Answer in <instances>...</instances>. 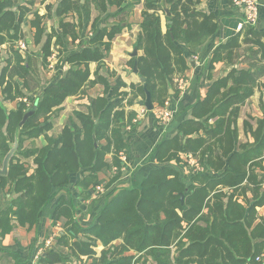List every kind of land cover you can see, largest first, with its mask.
Listing matches in <instances>:
<instances>
[{
    "label": "trees",
    "instance_id": "obj_1",
    "mask_svg": "<svg viewBox=\"0 0 264 264\" xmlns=\"http://www.w3.org/2000/svg\"><path fill=\"white\" fill-rule=\"evenodd\" d=\"M141 2L136 47L143 53L131 58V65L137 59L140 77L146 79L154 103L161 106L172 96L175 76L188 67L180 45L195 49L219 28L215 15L197 8L201 0H59L55 8L58 26L52 32L46 31L45 16L34 12L33 42L43 43L44 66L50 64L55 45L61 46L66 39L80 41L79 50L66 57L64 73L59 72L34 98L29 95L31 91H24L30 89L33 56L24 57L14 49L23 39L22 23L30 10L19 6L17 14L12 9L16 0H0V45L9 40L13 48L0 62V86L4 99L20 100L11 111L0 102V167L16 138L19 143L8 174H0V191L12 192L9 205L0 212V236L17 225L38 226L56 195L70 192L75 173L81 174L77 185L86 199L90 198L89 190L100 184L107 188L121 176L124 165L118 155L128 150L124 135L129 125H137L136 113H127L125 106L146 94L143 83L132 84L130 92L123 90L126 82L107 68L105 60L112 41L127 24L123 18L106 23L115 16L113 8L119 9L116 17L127 16ZM93 8L100 15L92 21L93 33L82 41L84 20L91 21ZM48 11L51 16V5ZM74 14L78 23L67 21ZM104 14V26L98 29ZM253 27L247 26L219 44L212 53L209 70L218 61H231L235 50L243 46V36L249 66L233 67L226 76L216 79L207 95L190 106L191 118L155 147L157 161L183 164L187 175L169 166L152 169L142 181L133 180L128 188L107 198L95 224L88 227L76 221L72 200L61 196L53 223L61 221L66 229L59 233L56 243L70 244L71 255L81 261L86 257L89 264H264L257 260L264 251V216L258 212L264 206V89L263 116L249 114L244 120L247 141L239 139L238 128L242 107L264 77V30ZM62 61L59 59L56 69L62 68ZM91 64H96L94 71ZM97 84L102 85V92L89 99L85 110L74 109L61 132L48 135L53 127L51 118L62 104ZM36 102L35 113L21 126ZM41 136L46 139L42 146H25L26 141ZM19 154L31 159L35 167ZM108 154H112V165L107 162ZM188 154L197 158V165L180 158ZM100 173L109 174L110 181L106 183ZM100 244L103 249L98 254ZM66 260L61 250H46L39 255L41 264H65Z\"/></svg>",
    "mask_w": 264,
    "mask_h": 264
},
{
    "label": "crops",
    "instance_id": "obj_2",
    "mask_svg": "<svg viewBox=\"0 0 264 264\" xmlns=\"http://www.w3.org/2000/svg\"><path fill=\"white\" fill-rule=\"evenodd\" d=\"M58 3L59 0H16V4L12 7L17 14H19V6H26L30 10L22 23V29L24 32L23 39H20L15 43L14 49L18 48L17 44L19 41H25L27 47L24 50L19 49V52H21L24 57L31 54L33 56V67L35 68L36 65L38 68H46V73H49L50 71L54 72V70H50L48 68L51 64L44 66L42 63L41 53L43 43L37 45L33 42L34 36L32 37V34L34 35L35 28L32 27L31 20L34 18V12L38 11L40 15L45 16L43 24L46 26V31L52 32L50 24L53 23L58 26V18L55 15V8ZM260 4L261 9L259 21L258 24L253 27L256 30H264V0H260ZM50 5L52 7L51 16H49L50 13L48 11V6ZM137 6H141L140 12H142L143 2L139 3ZM197 8L208 14L215 15L219 22V28L216 33H214L204 44L195 49L188 48L184 44L180 45L184 52V57L187 61L188 67L184 72H179V74L175 76L176 78L174 80L173 88L170 90L172 96L165 101L164 105L159 106L154 103L155 108L153 110L150 111L145 109V111L143 110V105L140 104V101L143 99L141 97H138V99H136L131 105L126 103V112L136 113L137 125H129L124 135L128 150L127 153L124 152L125 159H122L120 154L118 155L124 165L121 170V176L112 182L107 188L103 187V191H98L96 188L95 190H89L90 198L86 199L82 195L81 188L77 185L81 178V174H73L71 177V183L68 187L70 192L61 191L58 195H56V197L45 208L42 222L38 226L28 227L17 225V227L11 232L0 236V264H24L23 262L25 260L28 261L26 264H41L37 256L38 253L42 252L41 248L43 245H46V240L49 239L48 236L51 233H53V236L57 233V236L63 231V222L58 221L56 224L53 223V214L56 210L58 199L61 196H65L66 198H70L72 200L75 208L74 217L76 221L81 226L88 227L95 224L97 216L104 207L107 198L109 199L121 190L128 188L133 180L142 181L152 169L166 166L172 167L180 172L184 170L185 166L183 167L181 164L176 165V162L174 161L167 163L157 161L154 154L156 145L164 136L166 138L175 134L180 124L191 118L192 110L190 106H192L199 98H204L207 95L209 87L216 79L220 76H226L233 67H248L250 62L248 52H245L247 46L243 43V36L240 40L243 46L240 49L235 50L234 58L228 62L218 61L214 63L213 70L210 72L209 68L211 66L212 53L215 48L219 44L226 42L229 38L239 33L236 27L240 21L242 11L234 4L233 0H201ZM141 17L142 15H140V19L135 21V27L132 29V33H134V35L129 34V28L132 25L127 24L122 33L112 41L111 52L105 60L107 68L115 71L116 74L120 76L124 82H126L127 87L123 88V90L127 92L131 91L132 84L139 85L142 83L139 73L134 72V66L131 65V58H133L132 54L136 48L137 38L140 32L139 24L142 21ZM162 29L164 32L167 30L166 17H162ZM27 30L31 31L29 39L26 37ZM11 44L12 42L8 40L0 45V62L1 60L4 61L12 53L13 48H11ZM142 53V50H138V56ZM36 60H38L37 64ZM95 66L96 64H91L93 71ZM54 69L57 70L56 73L58 75L59 70L56 69V67H54ZM34 72H32V76L34 75ZM209 72L211 76H209ZM31 77L29 78L30 89L28 90L24 88V91L27 94L31 91L29 94L30 96H32L34 92L33 86L31 85ZM92 78H94L93 75ZM180 78H183L186 82L184 89H180L178 81ZM52 81L50 79L44 83L48 84ZM261 82L262 85L256 89L254 95L242 107L238 118L239 139L243 142L248 140V137L245 134L244 120L247 119L249 114L255 117L263 116L261 108V90L264 89V77L261 79ZM19 83L23 86V81L19 80ZM43 86H41L40 91L43 90ZM95 87H99L96 92L97 94L102 92L101 84H97L96 86L89 88V90L92 91ZM89 90L87 91L89 92ZM175 92L178 94L175 95ZM23 100H25V98ZM19 101V99H4L2 86H0V102H3V107L7 111L16 109ZM88 101L87 96L84 97L83 95L69 97L62 104L60 107L61 109L55 113L61 112L67 104H72L74 105L73 107L77 109V104H86ZM166 103L172 110L174 117L170 125L165 130H162L158 123L157 111L159 108L164 107ZM246 107H249L247 110L248 115L246 114ZM251 107L253 109L252 112ZM51 121L53 124V119H51ZM249 139L252 140L251 137H249ZM187 156L188 155H186V158ZM194 160L195 164H197L198 160L196 158H194ZM107 162L112 165V154L107 155ZM186 162L188 163L187 160ZM112 167L115 166L113 165ZM112 171L115 172L113 169ZM109 176V174L100 173V177L104 179L106 183L110 181ZM11 196L12 192L5 194L4 190L0 191V212L9 205ZM258 212L261 216H264V206L259 207ZM58 248L59 245H57V249Z\"/></svg>",
    "mask_w": 264,
    "mask_h": 264
},
{
    "label": "rangeland",
    "instance_id": "obj_3",
    "mask_svg": "<svg viewBox=\"0 0 264 264\" xmlns=\"http://www.w3.org/2000/svg\"><path fill=\"white\" fill-rule=\"evenodd\" d=\"M133 1H136V0H133ZM84 2H85V0H81V3H84ZM137 5L130 11L129 14H127V16H126V14H124L123 16L122 15H119L118 17H116L117 16L116 14H117V12H118L119 9L113 8L112 11H111V13H113L115 16L110 17V19H108L109 22H107L106 24H109L110 25L113 22H116L117 20L123 18V19H125L126 24H131L132 25L131 27L129 25V27H130L129 28V34L130 35H134V33H132V29H133V27H135V25H134L135 24V21L138 20V19H140V15H141V12H140L141 6H137ZM91 11H92L91 21L88 22V23H86V20H84V27L85 28L83 29V31L81 33L82 41H86L87 40V37L91 33H93V30H92V21L94 19L98 18V15H100V13H99V11H98L97 8H93ZM106 15L107 14H104L103 16L101 15L102 16V19L97 23V28L98 29L101 28L102 26H104L103 23H102V21H103L104 18L107 17ZM162 17H165V14H162ZM141 19H142V17H141ZM73 20H75V22L78 23V21H77L78 20L77 15L74 14V15L68 16L67 21H73ZM49 21H51V20H49ZM50 26L53 29L54 27H57V24H53L52 23V24H50ZM30 35H31V31H28L27 30L26 31V37H27V39H29V36ZM32 37H33V34H32ZM79 46H80V41L79 40H77L74 43V42H72L71 39H66L64 41V44H62L61 46L55 45L53 47V54H52V56L49 59L51 65L48 66V68L50 70H54V72L53 71H50L49 73H46V71H45L46 68H41V67L38 68V66L35 65V68L37 69V72H36V69L34 68L35 72H34V75L31 77V79H32L31 80V85L33 86V89H34L33 91L34 92H33L32 96H30V97L34 98L40 92L41 86L47 84V83H44V82H46V81H48L50 79H51V81L54 80V77L57 75V73H56L57 70H55L54 67L57 66L58 59H62L63 60L62 61V65L66 64L65 63L66 57L68 55H70L72 52L78 50V47ZM32 47H33V45H32ZM37 61L38 60H36V64H37ZM66 68H67V65H64L63 68H61V70H59V72H60L59 74L64 73V71L66 70ZM98 89H99V87H95L94 90H92V91L88 89L89 92L87 91V92H85V94H82V95L84 97L87 96V98L89 100L92 96L97 95L96 92H97ZM75 100H77V99H75ZM27 103L29 105H31V103L29 101ZM73 106L74 105H72V104H67L66 107L63 108V110L61 112L53 114V116L51 118V119H53V127H52V129H50L47 132L48 135L55 136V135H58L61 132L62 128L66 125V123L68 121V117L72 114L73 110L75 109V107H73ZM76 108L77 109H83V110H85V104H79V105L77 104V107ZM248 108L249 107H246V109H245L246 110V114H247ZM252 111H253V109L251 107V112ZM45 141H46L45 136H41V137H39L37 139H33V140L31 139V140L26 141L25 142V146L28 147V148L29 147H31V148H33V147H40V146H42L45 143ZM188 155L192 157V160H194V158H196L195 156H193L191 154H188ZM18 156L20 158H22V160H24L25 162H27L29 164V166H31L32 168L35 167V164H33V162H32L31 159H29V160L28 159H23V156L21 154H19ZM181 156H182V159H184V161L187 160L186 155H184L185 157L183 155H180V158H181ZM188 164H190L192 166L197 165V164H192L189 161H188ZM176 165H177V163H176ZM181 165H183V164H181ZM184 166L185 165H183V167ZM186 167L187 166H185L184 167V170L182 171V174H184L183 176H186L187 173L189 172ZM62 227H63V230H64V228L66 229V227H64V226H62ZM52 234L53 233H51L48 236L49 239L46 240L47 242H49V245L47 246V243H46V245L44 244L43 247L41 248L42 249V252L41 253H45L46 250H61V252L63 253V255L67 258L65 264H89L90 263V261H87V258L86 257H84L83 261H81L76 256L71 255L72 251H71L70 244L59 243V242L56 243V238L58 237L59 234L57 236H56L57 233L54 236ZM57 245H59V248L58 249H57ZM102 249H103V247L100 244L96 248L98 254L101 253ZM41 253H39V255Z\"/></svg>",
    "mask_w": 264,
    "mask_h": 264
},
{
    "label": "built area",
    "instance_id": "obj_4",
    "mask_svg": "<svg viewBox=\"0 0 264 264\" xmlns=\"http://www.w3.org/2000/svg\"><path fill=\"white\" fill-rule=\"evenodd\" d=\"M233 2L242 11L240 21L238 22L236 27L238 32H241L247 26H256L258 24L261 9L260 0H233ZM17 47L20 50H24L27 47V44L25 41L21 40L17 44ZM178 81L180 89H184L186 86L185 80L183 78H180L178 79ZM24 101L27 102V99H25ZM167 103L164 107L159 108V110L157 111L158 123L162 130H165L170 125L174 117V114L170 107L167 106ZM145 109L146 107L143 106V110ZM134 121L136 122L137 118ZM120 155L122 159H125L124 152H120ZM187 160L192 164H195V160H192V157L189 155L187 156ZM112 169L115 171L117 170L116 167H112ZM96 190L103 191V185H98L96 187ZM48 245L49 242H47V246ZM37 257L39 258V253ZM257 260L264 262V251L257 257Z\"/></svg>",
    "mask_w": 264,
    "mask_h": 264
},
{
    "label": "water",
    "instance_id": "obj_5",
    "mask_svg": "<svg viewBox=\"0 0 264 264\" xmlns=\"http://www.w3.org/2000/svg\"><path fill=\"white\" fill-rule=\"evenodd\" d=\"M132 56L133 57H137L138 56V48L137 47L134 49V52H133ZM134 72L139 73L137 59H135ZM140 78H141L142 83L144 84V90H145V94H146V97L140 101V104L145 106L146 109L151 111V110H153L155 108V104H154V101H153L152 93L148 89V86H147V83H146V79L144 77H140ZM36 109H37V102H36V104L34 105V107L31 110L26 112V114H25V116H24V118H23V120L21 122V126L24 125V123L27 121V119L31 115H33L35 113ZM18 144H19L18 143V139L16 138L14 143L11 144V148H10L9 152L6 154V156H5L4 160H3V165H2V167H0V174H2V175H7L8 174L10 161L15 156V154L17 152ZM181 200H183V195L181 196Z\"/></svg>",
    "mask_w": 264,
    "mask_h": 264
}]
</instances>
